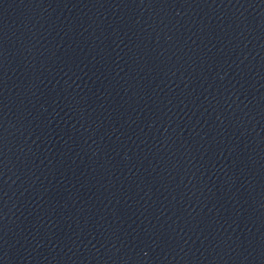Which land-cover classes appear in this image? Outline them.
<instances>
[{"label": "water", "instance_id": "water-1", "mask_svg": "<svg viewBox=\"0 0 264 264\" xmlns=\"http://www.w3.org/2000/svg\"><path fill=\"white\" fill-rule=\"evenodd\" d=\"M0 264H264V0H0Z\"/></svg>", "mask_w": 264, "mask_h": 264}]
</instances>
